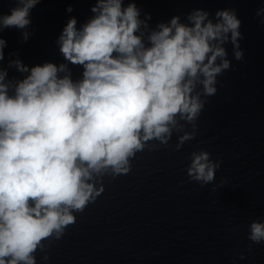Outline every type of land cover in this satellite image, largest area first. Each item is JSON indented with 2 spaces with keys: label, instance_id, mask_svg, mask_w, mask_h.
I'll use <instances>...</instances> for the list:
<instances>
[{
  "label": "clouds",
  "instance_id": "9594fccd",
  "mask_svg": "<svg viewBox=\"0 0 264 264\" xmlns=\"http://www.w3.org/2000/svg\"><path fill=\"white\" fill-rule=\"evenodd\" d=\"M12 3L0 31L15 29L27 42L40 0ZM90 13L79 27L69 16L62 28L56 43L64 62L29 66L13 52L0 68V264H36L42 242L61 239L73 213L103 192L101 179L127 174L149 142L167 145L174 130L182 132L179 151L194 139L217 78L230 69L225 46L235 60L244 56L234 9H193L155 28L135 0H94ZM256 16L264 24V4ZM6 47L0 38V62ZM70 66L80 67L79 79ZM9 68L20 78L8 79ZM220 166L208 152H192L186 174L204 187ZM247 239L264 242V220L250 223Z\"/></svg>",
  "mask_w": 264,
  "mask_h": 264
},
{
  "label": "water",
  "instance_id": "95a60500",
  "mask_svg": "<svg viewBox=\"0 0 264 264\" xmlns=\"http://www.w3.org/2000/svg\"><path fill=\"white\" fill-rule=\"evenodd\" d=\"M93 3L94 0H40L31 11L27 42H21L20 32L15 29L0 31V38L7 44L5 61L0 62V68L6 67L12 59L9 53L13 52L29 66L64 62L56 40L69 16L77 18L78 27L85 23L91 16ZM135 3L142 14L151 16L150 28L173 16H181L183 21L193 9L206 10L210 15L217 10L234 9L241 21L239 31L243 39L239 44L244 56L241 61L235 60L231 44L225 46L231 66L217 78V93L207 98L196 121L194 139L185 142L179 151L174 149L182 132L174 130L167 145L149 142L130 160V171L188 158L192 152H209L264 134V24L256 16V10L264 0H135ZM69 5L73 8L72 13L65 11ZM13 6L12 0H0V14H8ZM70 68L72 78L79 79L80 67ZM7 78L19 79L20 74L9 68ZM184 131L191 132L192 125L185 124Z\"/></svg>",
  "mask_w": 264,
  "mask_h": 264
}]
</instances>
